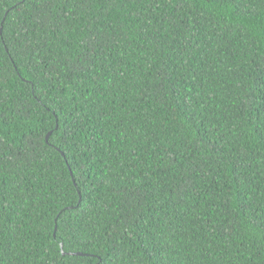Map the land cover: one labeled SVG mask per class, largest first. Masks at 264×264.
Wrapping results in <instances>:
<instances>
[{"label":"trees","instance_id":"16d2710c","mask_svg":"<svg viewBox=\"0 0 264 264\" xmlns=\"http://www.w3.org/2000/svg\"><path fill=\"white\" fill-rule=\"evenodd\" d=\"M40 10L0 0V264H264V0Z\"/></svg>","mask_w":264,"mask_h":264},{"label":"snow or ice","instance_id":"6c2138e0","mask_svg":"<svg viewBox=\"0 0 264 264\" xmlns=\"http://www.w3.org/2000/svg\"><path fill=\"white\" fill-rule=\"evenodd\" d=\"M53 0H36V3L41 6V10L37 12V17L39 19V22L41 24H45L48 22V13L43 11V7H49L51 6ZM78 4L83 6L84 4H90V0H76ZM181 2H185V0H181ZM82 59H87V56L82 57ZM163 88V85H161ZM173 90L175 89V85L172 86ZM254 92L256 93L255 99L264 101V68L261 69L259 73V77L256 80L255 86H254ZM165 95H171V92L166 91ZM191 99L190 95H184V100L187 101ZM171 103V101H169ZM65 133H62V135ZM67 135H72L74 134V130L66 133ZM186 190L185 188H181V191ZM127 222V221H126ZM262 228H264V222L261 223L260 225ZM57 227L59 228L60 225L58 224ZM64 227L66 228L68 234L75 236L78 234L80 225L73 223L71 220H67L64 222ZM159 251V249H157Z\"/></svg>","mask_w":264,"mask_h":264},{"label":"water","instance_id":"95a60500","mask_svg":"<svg viewBox=\"0 0 264 264\" xmlns=\"http://www.w3.org/2000/svg\"><path fill=\"white\" fill-rule=\"evenodd\" d=\"M49 135V134H48ZM48 135L46 136V139H48ZM61 246V245H60ZM73 255H82L81 253H73Z\"/></svg>","mask_w":264,"mask_h":264}]
</instances>
